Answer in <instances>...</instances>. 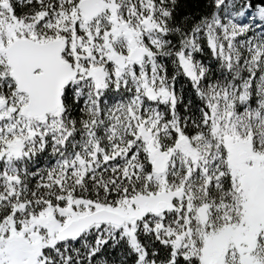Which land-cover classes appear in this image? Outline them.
I'll return each instance as SVG.
<instances>
[{
    "label": "snow or ice",
    "instance_id": "1",
    "mask_svg": "<svg viewBox=\"0 0 264 264\" xmlns=\"http://www.w3.org/2000/svg\"><path fill=\"white\" fill-rule=\"evenodd\" d=\"M176 11L0 0V264H264V0Z\"/></svg>",
    "mask_w": 264,
    "mask_h": 264
},
{
    "label": "trees",
    "instance_id": "2",
    "mask_svg": "<svg viewBox=\"0 0 264 264\" xmlns=\"http://www.w3.org/2000/svg\"><path fill=\"white\" fill-rule=\"evenodd\" d=\"M201 3L202 0H177V18L186 14L196 13L199 10V6ZM244 22H246V20ZM182 80L183 78H181L177 83L176 87L178 91ZM113 255H115V252H113Z\"/></svg>",
    "mask_w": 264,
    "mask_h": 264
}]
</instances>
